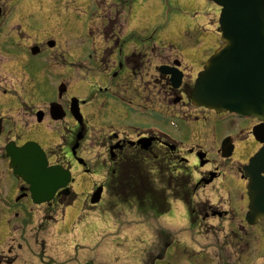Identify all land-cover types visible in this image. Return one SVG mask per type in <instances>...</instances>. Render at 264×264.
I'll return each instance as SVG.
<instances>
[{
	"label": "flooded vegetation",
	"instance_id": "af4514ba",
	"mask_svg": "<svg viewBox=\"0 0 264 264\" xmlns=\"http://www.w3.org/2000/svg\"><path fill=\"white\" fill-rule=\"evenodd\" d=\"M21 1L27 3L0 0V78L17 76L26 83L34 79L36 84L27 87L30 95L22 108L17 95L0 91V264H27L29 238L43 230L40 223L51 221L45 212L67 211L74 202L69 184V190L57 191L51 202L32 204L28 186L11 174L5 150L8 144L21 147L28 142L39 146L48 167L64 168L72 175L104 174L102 182L92 181L84 197L88 205L100 187L103 195H110L104 198L109 201L105 207L130 199L140 216L150 214L154 221L171 217L169 201L182 206L185 228L165 230L156 225L148 249L159 250L150 258L145 253L141 264H264V218L254 224L246 220L248 177L242 171L264 147L259 141L264 140V123L191 104L189 92L197 73L186 72L178 57L160 54L152 40L145 48L126 45L131 15L122 20L125 10L119 6L129 0H111L113 10L106 15L102 33L105 52L89 67L93 80L79 81L88 90L78 98V124L67 105L73 96H61L57 90L56 42L43 39L49 22L39 17L44 15L39 10L26 11ZM15 38L25 40L20 52L15 51ZM218 46L212 44L214 49ZM28 64L36 67L24 76L21 72ZM54 103L64 111L61 119H55L58 113L51 114ZM90 128L99 132L92 138L98 155L91 161L81 155ZM181 129L205 146L185 149L179 139ZM223 142L233 148L230 158H221ZM241 146L242 153L233 159L234 150ZM200 191L203 200L195 199ZM41 207L44 212L36 223L34 213ZM169 249L171 255L166 257ZM67 261L62 264L73 263Z\"/></svg>",
	"mask_w": 264,
	"mask_h": 264
},
{
	"label": "rangeland",
	"instance_id": "374dc122",
	"mask_svg": "<svg viewBox=\"0 0 264 264\" xmlns=\"http://www.w3.org/2000/svg\"><path fill=\"white\" fill-rule=\"evenodd\" d=\"M110 1L27 0L25 5L20 2L26 11L39 10L44 14L42 17L39 13V17L45 23L49 22V26L45 25L43 39L50 37L56 42L59 80L67 89L64 97L69 95L78 99L87 93L88 88L85 84L93 80L88 73L92 71V68H89L91 62L106 49L102 33L106 25V15L112 9ZM121 7L125 10L121 14L122 20L124 15L129 17L128 13H131L129 25L132 32H126V45L132 47L137 44L145 48L149 40H152L153 43L161 45L157 48L160 54L178 57L185 63L186 72L193 73V76L198 71L196 69L213 52L212 44L219 42L215 31L217 11L208 1L129 0L123 5L121 3L119 10ZM132 35L134 37H131ZM13 42L17 52L25 45L22 38H15ZM35 67V64L29 65L21 74L24 76L30 74ZM79 81L85 84H79ZM35 84L34 79L26 83L22 77L10 76L0 78V91L5 90L17 95L18 105L22 108L23 103H28L27 97L30 95L27 87ZM36 106L39 107L40 103ZM177 132L179 130H176ZM98 133L94 129L89 131L87 137L89 141L84 143L81 151V155L90 161L98 155L92 139ZM188 134L185 129H181L179 134L182 145L187 146L185 149L192 145L205 146ZM242 149L241 146L234 150L233 159L240 156ZM192 162L193 159L190 158L188 171L191 177ZM231 173L235 174L233 171ZM75 174L72 190L76 198L74 197L73 204L65 211V215L62 208L53 213L45 210L51 221L40 223L43 230L29 238L31 248L26 254L27 264H62L69 259H73L72 264H141L142 255L151 246L153 232L156 230L150 214L148 216L152 220L143 223L141 221L147 220V216L141 217L143 220L137 218L138 210L129 204L111 211L105 207L109 201H105L104 197L110 196L106 194L101 203L89 209L84 197L90 191L92 181L102 182L104 174L92 177ZM1 176L4 174L1 173ZM203 194L202 191L198 192L195 199L203 200L205 198ZM171 209V217L160 219L157 223L164 229L185 228L181 219L182 206L177 202L171 203ZM38 211L39 213H34L37 215L34 217L36 223L40 220L44 207ZM62 215L64 216L61 219ZM158 250L153 246L148 250V257L157 255ZM170 255L169 249L166 257Z\"/></svg>",
	"mask_w": 264,
	"mask_h": 264
},
{
	"label": "water",
	"instance_id": "95a60500",
	"mask_svg": "<svg viewBox=\"0 0 264 264\" xmlns=\"http://www.w3.org/2000/svg\"><path fill=\"white\" fill-rule=\"evenodd\" d=\"M211 1L221 8L218 20L222 45L199 72L190 91L191 102L217 113L233 112L264 121V0ZM70 110L80 121L76 100ZM7 154L13 174L30 186L36 204L48 202L70 181L68 172L46 168L38 147H8ZM249 162L243 171L250 179L247 220L252 223L264 216V148ZM99 194L100 191L93 195L92 203L99 201Z\"/></svg>",
	"mask_w": 264,
	"mask_h": 264
}]
</instances>
